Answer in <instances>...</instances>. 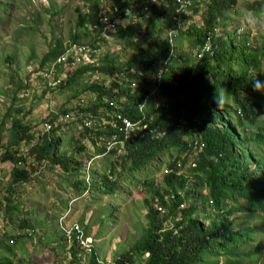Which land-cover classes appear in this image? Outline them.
Masks as SVG:
<instances>
[{
	"label": "trees",
	"instance_id": "trees-1",
	"mask_svg": "<svg viewBox=\"0 0 264 264\" xmlns=\"http://www.w3.org/2000/svg\"><path fill=\"white\" fill-rule=\"evenodd\" d=\"M81 1L85 7L76 9L75 27L82 34L76 33L73 43L81 44L86 37L88 45L104 44L106 26L98 18L102 1ZM108 1L112 9L118 8L114 17L127 22L108 33H115L126 48L141 46L142 57L123 63L101 60L98 67L69 71L56 88L49 89L41 79L36 88V97H42L56 89L80 87V93L91 94L85 99L84 112L94 114L100 126L96 130L84 127L75 117L80 112L77 104L51 113L44 120L51 129L38 135L19 118L22 109L10 105L3 114L2 119H9L10 125L5 130L4 122L0 124V139L6 134L0 161L12 164V170L0 207L16 212L19 223L13 233L3 230L0 264H22L14 260V252L25 250L19 242L30 237L26 230L35 232L29 226L30 214L19 209L20 196L35 183V177L48 173L47 167L62 171L58 181L62 190L69 185L89 204L95 195L112 197L123 181L127 185L137 181L147 190L138 205L146 219L141 235L113 258V264H264V246L260 244L264 236V88L259 92L252 87L256 78L264 81V0H204L201 6L198 0H186L183 10L178 9L179 4L158 7L149 0L103 2ZM11 9L9 5L7 21ZM4 28L0 20V29ZM251 31L262 35L254 38L261 42L252 45ZM185 40L192 48L189 56ZM61 52V45H55L41 59L37 76L44 74ZM12 76L17 81L15 74ZM86 76L91 80L83 85ZM159 76L161 85L146 99L152 78ZM10 87L16 88L12 90L14 98L20 84L12 81ZM22 90L23 97L31 95L26 83ZM71 113L74 118L68 125L59 124L61 117ZM123 119L134 131H127ZM69 125L79 128L78 135ZM251 128L257 131L256 142ZM68 132L76 152L86 150L84 141L90 143L93 160L98 156L99 174L96 166L90 174L84 170L77 178L74 157L60 146L61 133ZM195 141L202 145L199 161L193 154ZM23 146L28 147L25 152H21ZM191 159L197 163L194 172L200 184H193L190 192L187 176L193 174V168L185 166ZM20 162L22 166H18ZM251 164L255 165L252 171ZM165 166L171 171L165 177L167 194L173 196L170 203L153 183L154 175ZM64 176L70 177L67 184ZM196 188L207 191L208 206L212 207L208 214H213L208 225L198 217L206 213L205 208L190 196ZM178 191L181 196L176 195ZM64 207L72 211V205ZM157 207L166 211L161 214ZM198 208L201 211L196 214ZM105 219L104 212L100 213L93 234L90 228L80 226L83 238L91 241L89 257L79 249L75 235L68 240L60 229L62 237L72 242L68 264H100L93 240L95 235L100 237ZM78 254L85 257L83 262ZM53 257L57 263V254Z\"/></svg>",
	"mask_w": 264,
	"mask_h": 264
},
{
	"label": "rangeland",
	"instance_id": "rangeland-1",
	"mask_svg": "<svg viewBox=\"0 0 264 264\" xmlns=\"http://www.w3.org/2000/svg\"><path fill=\"white\" fill-rule=\"evenodd\" d=\"M9 5H12L11 18L7 21ZM84 7L81 0H0V20H3V24H5L4 30L0 29V124L4 122L5 130L9 127L10 121L9 119L4 121L2 117L10 105L23 110L19 114V118L28 125L34 134L38 135L43 133L45 125L48 124L44 120L51 113H59L64 108L70 109L77 98L83 97L87 100L91 95L90 93H80V87L73 86L61 90L56 89L46 96L36 97L38 96L36 94L37 85L40 86L41 83L35 82L33 79L35 77L29 74L30 70L39 68L41 59L55 45L60 44L61 48H65L73 43L72 38L76 33L82 34L76 29L75 20L77 18L76 9L83 11ZM198 20L200 19L198 18ZM122 24L126 26L127 22L124 21ZM259 36L258 32H250V37L253 39L252 45H256L258 41L261 42L259 39H254ZM103 37L105 43H98L102 45L101 58L104 61L123 63L128 59L142 57L139 52V49L142 50L141 46L138 49L126 48L115 33H107ZM89 40V38L83 37L81 44H89ZM185 43L186 53L191 55L192 48L187 46L188 40H185ZM7 57H10L8 63L5 61ZM12 74H15L14 77H17V81ZM90 80L91 77L88 79L86 76L83 78L82 84L86 85ZM12 81L16 84L19 83L21 88L16 92L17 95L14 98H12V90L16 88L10 87ZM25 83L26 87L31 90V95L27 97L22 96V88ZM152 83L153 79L151 85ZM62 122L59 124L65 125L66 122ZM68 129H73L74 134L78 135L79 128L76 129L73 126ZM5 136L4 133L0 139V154L6 144ZM60 139V146L66 150L70 158L74 157L77 178L83 174L84 170L89 171L90 174V171L96 166L95 172L99 174L98 156H95L93 160L91 154L93 148L88 141H84L86 150L79 153L74 150L75 145L72 144L70 132L67 135L61 133ZM24 149L21 148V152ZM161 157L166 163L165 157ZM47 169L48 173L39 178L35 177V183L23 189V196H20L19 209L21 213L27 211L30 214L29 226L35 233L28 239L22 237L19 243L24 246L25 250L15 251L14 260H21L22 264H68L72 242H68L66 238L62 237V231L58 225L61 217H64L62 222L65 228L72 224H79L83 230L90 228L93 234L97 231L96 220L100 213L104 212L107 219L104 221L101 235L100 237L95 235L93 240L99 260L104 262H112L115 256L128 250L139 239L146 219L145 212L138 205L146 197L147 190H143L137 181L132 185H127L126 181H123L119 191H116L112 197L95 195L94 201L90 205L88 200L80 197L78 190L69 189V185H66L64 191L61 186H58L59 178L62 176L61 170L50 167ZM11 170L12 164L0 161V186L3 195H5L9 184ZM64 179L67 184L70 177L64 176ZM90 179L89 175L88 181ZM153 181L156 187L167 193L168 190L165 189L161 175H154ZM55 186H58L57 191H55ZM64 204L72 205V211H65ZM0 213L4 218V231L15 232L17 223H19L16 212L11 213L6 208L0 207ZM20 218L22 219L21 215ZM209 219L208 212L201 216L203 222ZM205 223L207 224V222ZM261 240L264 243V237ZM62 246L64 250H62ZM53 254H57V263H53ZM20 256L23 257L20 258Z\"/></svg>",
	"mask_w": 264,
	"mask_h": 264
},
{
	"label": "built area",
	"instance_id": "built-area-1",
	"mask_svg": "<svg viewBox=\"0 0 264 264\" xmlns=\"http://www.w3.org/2000/svg\"><path fill=\"white\" fill-rule=\"evenodd\" d=\"M161 1V0H160ZM159 0H150V3L152 4H160ZM176 2V4H179L178 9L183 10L186 0H173ZM107 3V2H106ZM102 2L101 9L99 12V22L106 26L105 31L103 32V36L107 34L108 32H113L116 25L122 24V21L119 20L117 17H114L113 12H118V8L115 6L112 9L113 4L108 1L106 4ZM125 15H128V11L125 13ZM113 17V19H111ZM125 26V25H124ZM95 27V26H94ZM91 29V27H89ZM102 45H88V44H76L72 43L66 46L62 49V52L59 54V56L51 63L50 67L44 72V74L39 73V78L42 80L43 84L44 82L47 83L49 89L56 88L59 83L67 78V73L71 70H75L76 68L80 67H86V66H100L101 64V52H102ZM61 69V70H60ZM133 72V71H132ZM38 75V74H37ZM57 76H59L57 78ZM96 79H98L96 77ZM161 84L160 78H156L153 81L152 86L149 87L148 93L146 95V99L150 98L155 94L158 87ZM77 108L80 111L75 115L78 119H80L81 123L84 125V127L96 130L100 126L99 122L97 121V118L94 114L90 112H84V107L86 104L85 98L81 97L76 101ZM113 104L111 103V106ZM76 106V105H75ZM114 107H117L114 105ZM82 109V110H80ZM74 118V113H71L69 115L61 117V122H68L69 120H72ZM121 120L119 117H117V121ZM62 122V123H63ZM122 123L126 124V127L128 128L127 131H134V127L130 125V123L123 119ZM51 129L50 124L45 125L44 131L47 132ZM84 143V142H83ZM22 148H25L23 152L27 150L28 147L23 146ZM18 166H22V163L20 162ZM2 195V189L0 186V197ZM3 216L0 213V237L3 235L4 230V220ZM63 219L64 217H61L59 219V228L64 232L65 236L68 240L71 239L72 235L76 236V239L78 240V247L79 249H82L87 257L91 255V241L85 240L83 238L82 229L79 224H72L68 228H65L63 226ZM26 233L29 235L33 234L32 230H26ZM9 244L13 245V240H9ZM85 255V256H86ZM78 258H81L78 254ZM82 262L84 261L85 257L81 258ZM100 264H105L102 260H98ZM106 264H113L110 261H107Z\"/></svg>",
	"mask_w": 264,
	"mask_h": 264
},
{
	"label": "clouds",
	"instance_id": "clouds-1",
	"mask_svg": "<svg viewBox=\"0 0 264 264\" xmlns=\"http://www.w3.org/2000/svg\"><path fill=\"white\" fill-rule=\"evenodd\" d=\"M150 1V0H149ZM160 1V0H159ZM203 2H204V0H198L197 1V5L198 6H201V5H203ZM176 4V2L175 1H173V0H161L160 1V4H155V5H158V7H161V6H163V5H165V6H170V5H175ZM63 49V48H62ZM197 49H199V48H197ZM200 54L201 53H199V56H200ZM101 60H103L102 58H101ZM54 61V60H53ZM52 61V62H53ZM51 62V63H52ZM133 72H135L134 70H132ZM131 71V72H132ZM141 71V69H139V72ZM29 74L30 75H33L35 78H33L34 80H35V82H39V80H40V78H39V76H37V74H35V70H30L29 71ZM158 78V77H157ZM159 78H160V80H161V77L159 76ZM153 79V81H154V79H156V78H152ZM31 81H32V78L30 79ZM161 83H162V80H161ZM153 84V83H152ZM161 85V84H160ZM152 86V85H151ZM252 87H253V89L254 90H257V91H259V89H261V88H264V81H261V80H259V79H255L253 82H252ZM159 88V87H158ZM259 92H261V91H259ZM262 94H264V92H261ZM79 98H81V97H79ZM79 98H77L76 99V101L79 99ZM76 101L74 102V105L72 106V107H74L75 105H76ZM71 107V108H72ZM249 130H250V128H249ZM252 135V140H254V142H256L257 140H258V138H257V131L255 130V128H251V132H250ZM263 153H264V151H263ZM193 154H194V156H197V158H198V161H199V158H200V155L202 154V145H199V143L197 142V141H195L194 143H193ZM201 163V162H200ZM188 166H192V168H193V174H189L188 176H187V178H188V180H189V191L191 192L192 191V187H193V184H196V185H198V184H200V182L198 181V178L195 176V172H194V169L196 168V166H197V163H194V161L191 159L190 161H189V163L185 166V168L186 167H188ZM253 168H255V165H253V164H251L250 165V170L252 171L253 170ZM186 171V169H183L182 170V172H185ZM171 173V171H169L167 168H166V166H165V168H164V170L162 171V172H160V173H158V174H155V175H161L162 177H163V180H164V186H165V189H167L168 190V188H167V186H166V184H165V177L168 175V174H170ZM153 183H154V181H153ZM155 185V184H154ZM155 188H157V189H159L158 187H156L155 186ZM159 191L160 192H163V190H160L159 189ZM169 191V190H168ZM168 191H167V193H168ZM166 192H165V196H166V199H167V203H170V200H172L173 199V196L172 195H169V194H167ZM204 193V194H203ZM176 195H178V196H181V192L180 191H178L177 192V194ZM190 196L191 197H193V199L195 200V201H197L198 202V204L199 205H201L203 208H205V211L206 212H209V210L212 208L211 206H208V196H207V191L206 190H204V189H201V188H196V191H195V194L194 195H192L191 193H190ZM189 198V201L190 200H192V198ZM157 211L158 212H160L161 214L162 213H164L166 210L164 209V208H162V207H157ZM201 210L198 208V210H197V213L196 214H198L199 212H200ZM203 214H206L205 212L203 213V212H201V213H199V216L198 217H200V219H201V216L203 215ZM213 216V214L211 215V217ZM210 217V218H211ZM202 221V220H201ZM203 222V221H202ZM205 222H207V224L205 223ZM205 222H203V224H205V225H208V220L207 221H205ZM255 224V223H254ZM253 224V225H254ZM59 225V224H58ZM264 237V236H263ZM262 237V238H263ZM260 244H262L263 246H264V243H263V241L262 240H260Z\"/></svg>",
	"mask_w": 264,
	"mask_h": 264
},
{
	"label": "bare ground",
	"instance_id": "bare-ground-1",
	"mask_svg": "<svg viewBox=\"0 0 264 264\" xmlns=\"http://www.w3.org/2000/svg\"><path fill=\"white\" fill-rule=\"evenodd\" d=\"M243 54V53H242ZM217 153V152H216ZM221 174V173H220ZM104 262V261H103ZM105 264H106V262H105Z\"/></svg>",
	"mask_w": 264,
	"mask_h": 264
}]
</instances>
